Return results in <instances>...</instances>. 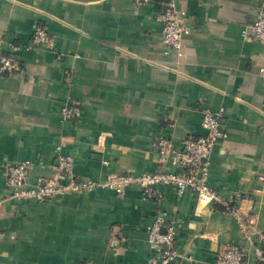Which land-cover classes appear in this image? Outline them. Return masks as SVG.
Here are the masks:
<instances>
[{"label": "crops", "instance_id": "obj_1", "mask_svg": "<svg viewBox=\"0 0 264 264\" xmlns=\"http://www.w3.org/2000/svg\"><path fill=\"white\" fill-rule=\"evenodd\" d=\"M165 1L0 0V46L22 68L0 75V264H147L154 226L173 232L176 264L255 246L221 204L192 192L159 186L162 196L146 199L130 185L18 201L6 181V166L26 162L35 188L60 156L73 159L62 185L161 171L155 144L202 135L204 108L222 133L207 183L264 235V42L247 34L264 0H173L190 31L172 51L156 20ZM35 26L52 46L32 45ZM69 101L80 117L64 121Z\"/></svg>", "mask_w": 264, "mask_h": 264}, {"label": "built area", "instance_id": "obj_2", "mask_svg": "<svg viewBox=\"0 0 264 264\" xmlns=\"http://www.w3.org/2000/svg\"><path fill=\"white\" fill-rule=\"evenodd\" d=\"M149 0H135L137 6H144ZM163 12L156 16L161 23L162 42L168 51L177 50L181 39L188 34L190 28L184 26L181 21L182 13L175 8L173 0H166ZM247 34L254 42H264V10H261L253 24L248 26ZM32 45L52 46L46 30L42 26H35L32 34ZM0 46V75H11L21 71L20 59L15 54H6ZM65 81L70 83V76L66 73ZM64 121L76 120L80 117L78 102H66L61 108ZM219 116L209 109L202 110L201 127L204 133L197 137H184L176 144L168 140H161L154 148L160 164L164 167L158 172H144L141 174L113 175L102 183L82 181L78 183L59 184V180L72 176L73 159L60 156L62 167L54 177L47 180H38L35 188H29L27 178L29 176L28 163L10 164L5 167L7 183L19 190L15 194L18 201H43L50 197L63 195L69 192H90L97 187H106L123 193L130 185H137L141 189L143 198L152 199L161 197L159 186H168L176 194L192 192L197 201L203 206L213 202L222 205V214L230 215L240 222L243 231L257 236V244L251 249H246L240 244L227 245L216 257L215 264H247L248 259L256 264H264V235L254 234L251 220L246 224L241 220L238 210V202L224 199L208 183V168L210 158L217 138L222 134L219 130ZM169 168V169H167ZM150 241L154 245L156 258L148 260L147 264H176V251L174 248V234L171 230L161 233L157 226L151 228Z\"/></svg>", "mask_w": 264, "mask_h": 264}]
</instances>
